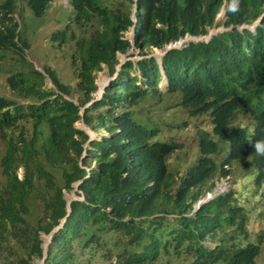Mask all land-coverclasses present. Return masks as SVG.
I'll return each mask as SVG.
<instances>
[{"label":"trees","instance_id":"obj_1","mask_svg":"<svg viewBox=\"0 0 264 264\" xmlns=\"http://www.w3.org/2000/svg\"><path fill=\"white\" fill-rule=\"evenodd\" d=\"M52 1L27 4L42 17ZM10 2L5 16L13 11ZM70 3L74 18L51 41L74 44L76 86L45 67L55 88L48 90L46 77L32 68L6 80L20 101L0 96V264H39L41 234H51L64 218L43 264H254L261 247L243 243L248 212L236 192L194 209L204 185L228 176L225 167L235 161L255 167L257 185L264 183V155L254 149L264 139V18L255 31L238 28L264 14V0H138L137 23L126 0ZM223 6L231 30L170 50L161 65L147 57L153 48L218 28ZM135 24L134 45L143 58L117 72L119 55L132 49L125 33ZM17 27L0 31V50L23 54ZM105 68L117 77L85 108ZM164 97L208 119L206 128L196 127L199 155L179 178L168 160L183 144L158 139L159 129L142 114L145 103ZM81 120L98 134L94 140L76 127ZM76 182L84 200L72 201L68 213L64 190ZM32 207L40 208L36 224L29 220ZM210 236L214 248L205 245Z\"/></svg>","mask_w":264,"mask_h":264},{"label":"rangeland","instance_id":"obj_2","mask_svg":"<svg viewBox=\"0 0 264 264\" xmlns=\"http://www.w3.org/2000/svg\"><path fill=\"white\" fill-rule=\"evenodd\" d=\"M5 1L6 0H0V4H3ZM104 1L115 4L118 0ZM11 2L16 8L13 19L18 22L17 32L19 33L21 42L25 44L28 49L26 51L24 50V56L20 55L18 51L0 50V96L19 101L18 96L11 91L6 80L11 74L29 72L33 67H37L36 70L41 72H45L44 66L49 67L54 71L62 83L75 87L77 79L70 64L72 56L71 50H74V44L71 41H67L60 46L59 43L51 41L52 35L57 31L63 30L67 23L74 18L75 12L69 0H55L51 4L46 16L43 18L34 16L26 6L25 0H11ZM135 3L136 0H126L127 9H130L131 12V19L136 23L138 8ZM14 22L15 21L8 22L9 26H12ZM217 23L219 28L214 30L219 31L223 28V17H219ZM133 30L134 26L125 33L126 38H132ZM157 52L158 51L155 50L153 54ZM129 53V56H131L130 58L134 61L141 58L142 54L138 49H133ZM124 57L123 55H119V60H124ZM20 58L23 59L22 62ZM112 77L113 76H110L107 68L97 73L96 84L98 85V91H100L102 87L107 86L110 80H112ZM45 87L48 90L55 91L54 85L48 77L45 80ZM77 97V95H74L71 99L76 101ZM157 101L158 99L145 103L143 105L142 114L147 119L146 121L151 122L159 131L162 130L164 138L171 139L173 137L175 142L183 143L182 149H178L174 152L168 160L171 171L179 172V178L185 175L187 169L194 163L199 155V149L195 141V125L203 124V127L206 128L208 119L206 117L198 119L191 118L181 107L169 108V106H174V104L178 102V98L176 97L172 99L164 97L163 101H160L159 104H156ZM82 124V122H78L76 127L81 129ZM185 126H187V128H185ZM101 132H104V130ZM93 135L96 137L98 134L94 133ZM4 152V141L0 138V159ZM92 167H95L94 163ZM248 167V164L242 161L234 162L229 167L231 171L229 179L224 181L223 179L219 180L220 176L216 175L204 185L203 191H205L204 193L209 192L212 189H209L210 186L217 182L221 189L220 192L225 193L230 190L236 192L238 202L250 209L248 237L246 242L259 243L262 245L261 255L257 258L255 264H264V215L262 213V199L261 196L258 197V193L264 195V185L262 188L256 186L254 180L257 172L254 168L250 169ZM18 175L23 178V168L18 170ZM3 184L4 178L0 174V185ZM217 184L214 190L218 188ZM74 187L75 189L73 191L64 190L67 200L79 198L77 184H74ZM40 214V208L32 207V214L29 217L30 222L36 224ZM41 238L43 240V248L47 250L50 244L49 235L42 233ZM208 242L211 243L212 246L215 245L212 239H209ZM35 262L42 264L40 260H36Z\"/></svg>","mask_w":264,"mask_h":264},{"label":"clouds","instance_id":"obj_3","mask_svg":"<svg viewBox=\"0 0 264 264\" xmlns=\"http://www.w3.org/2000/svg\"><path fill=\"white\" fill-rule=\"evenodd\" d=\"M8 1H11V0H6L3 4H0V18H4V22L3 23H0V31H3L4 32V30H5V32H6V29L8 28V27H11V26H9V24H8V22H10V21H15L14 22V24H17L18 25V22H16V20L15 19H13V16L15 15V6H13L12 5V2H10V4L9 5H11V6H13V11L11 12V13H9L8 14V16H5V12H6V8L5 7H7L8 6ZM27 1L28 0H25V2H26V6L28 7V4H27ZM55 0H53L52 2H51V4L54 2ZM137 1L138 0H136V3H137ZM69 3H70V0H69ZM135 3V4H136ZM51 4H50V6H51ZM70 5H71V3H70ZM72 6V5H71ZM136 7H137V5H136ZM29 8V7H28ZM73 8V7H72ZM49 9H50V7H48V9H47V11L45 12V14H44V16H42V17H38V18H43V17H45L46 16V14L48 13V11H49ZM30 10V9H29ZM73 10H74V8H73ZM233 10H235V8L233 9ZM31 11V10H30ZM32 12V11H31ZM17 13V12H16ZM33 13V12H32ZM34 15V14H33ZM35 16V15H34ZM137 16V15H136ZM219 17H223V19H224V23H223V28L222 29H220L219 31L218 30H214V29H218V28H214V29H212L207 35H205V36H201V37H194V36H191V35H186L184 38H181L180 40H178V41H176V42H173V43H170V44H168L166 47H165V49L164 50H161V49H158V48H153L152 50H150L149 51V55L147 56V57H155L157 60H158V63L161 65V59H162V57L168 52V51H170V50H173V49H170V50H168L167 48L170 46V45H175V44H179L180 42H181V40H184V39H190L189 41H187V42H184V43H182L179 47L180 48H174V49H181V48H183L184 46H186V45H188L189 43H191V42H208V41H210L212 38H213V36L214 35H216V34H218V33H220V32H222V31H225V30H231V28H226L224 25H225V22H226V20H227V16H226V8H225V6H223L222 7V9H221V12L218 14V16H217V21H218V18ZM263 18H264V14L263 15H261L252 25H242V26H238V28L240 29V30H242V29H244V28H250V29H252L253 31H255V29H256V27L257 26H259L260 24H261V22H262V20H263ZM138 20V19H137ZM138 22V21H137ZM136 22V23H137ZM13 24V25H14ZM12 25V26H13ZM136 25L137 24H135V25H133L134 26V30H133V36H132V38L131 39H129L130 41H131V43H132V49L131 50H133V49H137L136 47H135V45H134V36H135V28H136ZM17 30H18V27H17ZM62 31V30H61ZM57 32H59V31H57ZM213 32H215L213 35H212V33ZM16 33L18 34V36H17V38H16V42L18 43V46L19 47H21V49L23 50V56H24V50L26 51L27 49H28V47L25 45V44H23L22 42H21V39H20V37H19V33L16 31ZM25 47H24V46ZM130 50V51H131ZM138 50H140V49H138ZM158 51L156 54H153V51ZM7 51H9V50H7ZM13 51H17V50H13ZM129 51V52H130ZM141 51V53H142V50H140ZM146 51V50H145ZM144 51V52H145ZM129 52H127L126 54H124L123 56H125L123 59L124 60H121L120 61V64L117 66V72L121 69V67H122V65L123 64H125L127 61H129V60H132L130 57L131 56H129ZM143 55L141 54V58H143L142 57ZM141 58H139V59H141ZM138 59V60H139ZM22 60L23 59H21L20 58V61L22 62ZM122 61H124V63H122ZM134 61V60H133ZM46 66H44V68H45ZM33 68H35V67H33ZM35 69H37V67L35 68ZM37 71H39V70H37ZM44 71H45V69H44ZM39 72H41V71H39ZM117 72H116V74L112 77V80H114L116 77H117ZM46 78L48 77L49 78V76L47 75V73H46V71L45 72H41ZM51 80V79H50ZM112 80H110V81H112ZM109 84V83H108ZM98 86V85H97ZM106 87L107 86H104V87H102V89L100 90V91H98L97 90V92H96V94H95V100H93L92 102H90L85 108H87V107H89V106H91V104L94 102V101H96V100H99V99H101L102 98V96H103V93H104V91H105V89H106ZM163 87H164V85H163ZM10 88V87H9ZM12 91V90H11ZM13 92V91H12ZM15 94V93H14ZM98 95H99V98H98ZM19 98V97H18ZM8 99V98H7ZM9 100H11V101H14V102H18V101H15V100H12V99H9ZM20 101V100H19ZM73 101H75V100H73ZM76 102V101H75ZM160 102H159V100L157 101V103L156 104H159ZM178 103V102H177ZM176 103V104H177ZM176 104H174V106H172V107H181V106H177ZM85 108H82V111H81V113H82V115L84 114V111H85ZM169 108H171V107H169ZM182 108V107H181ZM83 109H84V111H83ZM183 109V108H182ZM183 111L189 116V117H191V118H195V119H198V118H202V117H192V116H190L184 109H183ZM80 122H82L83 123V127H82V125H81V129L80 130H84V131H86L88 134H89V136H90V140L89 141H91V140H94L96 137L93 135L95 132H93L89 127H87L86 125H85V123L83 122V120H81ZM184 125H185V123H184ZM198 125H200V124H196L195 125V133H196V127L198 126ZM203 125V124H202ZM185 128H187V126H185ZM92 135L94 136V137H92ZM166 136V135H165ZM157 138L158 139H164L166 142H171V141H173V142H175V140H174V138L172 137L171 139H166V138H164L163 137V134H162V130L161 131H158V136H157ZM157 138H156V140H157ZM175 143H178V142H175ZM183 144V143H182ZM183 146V145H182ZM254 149H255V152L258 154V155H264V139H260V140H257L255 143H254ZM235 162H237V161H235ZM243 162V161H242ZM234 163V162H233ZM232 163V164H233ZM243 163H245V164H247L246 162H243ZM231 164V165H232ZM94 165H95V163H94ZM248 168H250V169H255L256 170V172H257V174H256V177H255V180H254V182H255V184H256V186H258L257 185V183H256V179H257V177H258V170L255 168V167H253V166H250L249 164H248ZM229 167L230 166H226L225 168L226 169H228L229 171H230V169H229ZM230 174H231V171H230ZM228 175V176H226V177H221V175H219L220 177H219V180H221V179H223V181L224 180H227V179H229V177L231 176V175ZM20 177V176H19ZM21 178V177H20ZM214 178V177H213ZM212 178V179H213ZM22 179V178H21ZM74 184H77V188H78V186H79V184H80V182H76V183H74ZM74 184H73V190L75 189V187H74ZM216 184H217V182H216ZM216 184H212L211 186H210V188L209 189H211L209 192H206V193H203L202 195H201V197L199 198V200L197 201V203L195 204V209H194V212H196L204 203H206V202H208V201H210V200H212V199H214V198H216V197H218V196H220V195H224V194H227V193H229L230 191H234V190H230V191H227V192H225V193H223V192H220V187H219V183L217 184L218 185V188L217 189H215L214 190V188L216 187ZM263 185H264V183L262 184V185H260V186H258L259 188H262L263 187ZM222 187V186H221ZM73 190H71V191H73ZM214 190V191H213ZM78 191H79V189H78ZM212 191V192H211ZM211 192V193H210ZM235 192V191H234ZM79 194H81V192L79 191V193H78V196H79ZM205 195H207V196H205ZM259 196H261V199H262V213H263V199H264V195H261L260 193H258V197ZM80 198V199H79ZM79 198L78 199H75V200H84V198L82 197V196H79ZM205 198V199H204ZM236 198H237V194H236ZM66 199V198H65ZM67 200V199H66ZM75 200H67V207H68V213L70 212V203L72 202V201H75ZM237 203L238 204H240L239 202H238V198H237ZM243 206V205H242ZM246 208V207H245ZM246 210H247V212H248V223H247V229H246V232H247V237H248V225H249V212H250V209H248V208H246ZM263 215H264V213H263ZM65 219L66 218H64L63 220H62V222H61V224L57 227V228H55L53 231H52V233L51 234H49V243L51 242V239H52V235H53V233H55V232H57L62 226H63V224H64V222H65ZM247 237H246V239H247ZM209 239H212L214 242V244L215 245H213L212 246V244L211 243H209L208 241H209ZM246 239L245 240H243V243H244V245H247V244H255V245H259L260 247H261V252H262V245L261 244H259V243H251V242H246ZM246 242V243H245ZM205 245L206 246H209V247H215L216 245H217V243L215 242V240L210 236V237H208L207 238V240L205 241ZM45 254H46V250H44V257H43V260H42V264L44 263V259H45ZM260 255H261V253H260ZM259 255V256H260ZM258 256V257H259ZM257 257V258H258ZM257 258L255 259V262H256V260H257ZM219 264H222V263H219ZM255 264V263H254Z\"/></svg>","mask_w":264,"mask_h":264},{"label":"water","instance_id":"obj_4","mask_svg":"<svg viewBox=\"0 0 264 264\" xmlns=\"http://www.w3.org/2000/svg\"><path fill=\"white\" fill-rule=\"evenodd\" d=\"M214 33H215V32H213L212 35H213ZM189 40H190V39H184V40H181V42H180L179 44L170 45L167 49L170 50V49H174V48H180L179 46H180L182 43L187 42V41H189ZM122 63H124V61H122ZM83 111H84V109H83ZM92 137H94V136L92 135Z\"/></svg>","mask_w":264,"mask_h":264},{"label":"bare ground","instance_id":"obj_5","mask_svg":"<svg viewBox=\"0 0 264 264\" xmlns=\"http://www.w3.org/2000/svg\"><path fill=\"white\" fill-rule=\"evenodd\" d=\"M84 125L82 124V127H83ZM46 242H47V240H46Z\"/></svg>","mask_w":264,"mask_h":264}]
</instances>
